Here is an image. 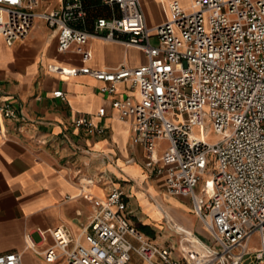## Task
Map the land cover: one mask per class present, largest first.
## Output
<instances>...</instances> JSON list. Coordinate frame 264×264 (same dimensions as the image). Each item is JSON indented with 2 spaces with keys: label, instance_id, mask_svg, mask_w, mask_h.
<instances>
[{
  "label": "built area",
  "instance_id": "1",
  "mask_svg": "<svg viewBox=\"0 0 264 264\" xmlns=\"http://www.w3.org/2000/svg\"><path fill=\"white\" fill-rule=\"evenodd\" d=\"M42 3L0 0L5 44L25 38L40 19L55 32L58 51H74L83 63L66 71L50 64V71L89 75L108 95L120 83L136 91L112 98L111 107L130 123L148 174L162 176L168 194L190 199L208 237L186 231L177 242H156L135 227L129 195L113 186L103 197L84 195L93 209L76 231L39 230L50 242L39 248L26 236L27 247L50 264H264V0H168L169 16L154 28L141 0H101L108 15L91 22L84 0L40 11ZM93 38L139 48L146 61L93 68ZM105 113L100 107L96 116ZM5 120L25 116L0 104L2 135ZM73 126L105 132L86 114ZM0 264H22V254L0 253Z\"/></svg>",
  "mask_w": 264,
  "mask_h": 264
},
{
  "label": "crops",
  "instance_id": "2",
  "mask_svg": "<svg viewBox=\"0 0 264 264\" xmlns=\"http://www.w3.org/2000/svg\"><path fill=\"white\" fill-rule=\"evenodd\" d=\"M63 1L67 0H43L39 10L56 8ZM84 1L98 5L90 9V22L108 15L99 6L101 0ZM167 1L141 0L148 28L168 18ZM179 1L187 6L188 0ZM90 46L88 64L93 68L139 66L146 61L141 49L118 42L93 38ZM50 64L69 68L83 63L74 51H58L55 32L42 20L34 19L29 34L11 46L0 35V104L25 116L24 121L5 120V134L0 133V253L20 252L22 264H50L27 247L26 236L43 248L50 239H42L39 230L64 226L76 231L93 209L84 195L103 197L113 186L135 198L147 220L161 223L165 218L177 233L190 230L170 213L181 203L158 195L163 177L148 174L142 147L131 143L130 123L111 107L112 98L137 97V92L120 83L114 95L104 94L100 80L53 72ZM56 90L65 98L53 96ZM100 107L106 110L101 118L96 116ZM82 114L103 126L104 134L76 129L73 122ZM195 231L203 235L202 227Z\"/></svg>",
  "mask_w": 264,
  "mask_h": 264
},
{
  "label": "rangeland",
  "instance_id": "3",
  "mask_svg": "<svg viewBox=\"0 0 264 264\" xmlns=\"http://www.w3.org/2000/svg\"><path fill=\"white\" fill-rule=\"evenodd\" d=\"M150 42L155 45L157 44V39L155 37L150 38ZM212 138V135H209ZM153 178L154 176H150ZM158 195L162 197H170L177 200L180 206H177V209H170V213L177 219V221L183 225L185 228H189L190 230L196 233V227L201 228V223L199 218L197 217L192 202L188 197L185 196H173L168 194L164 188L157 187ZM153 201V199H151ZM171 205V204H170ZM172 206V205H171ZM128 209L132 211L130 219L135 227L142 231L144 234L148 235L150 238L154 239L156 242L161 243L165 240L171 242H177L180 240L181 235L175 232L174 229H169L168 224L165 218H162L161 223H157L155 221L147 220V216L142 213L141 207L138 204V201L135 198L130 197L128 200ZM184 210H189V212H184ZM202 237H208L206 231L202 226ZM37 240L38 238H34ZM253 245L257 243V236L254 235L250 242Z\"/></svg>",
  "mask_w": 264,
  "mask_h": 264
},
{
  "label": "trees",
  "instance_id": "4",
  "mask_svg": "<svg viewBox=\"0 0 264 264\" xmlns=\"http://www.w3.org/2000/svg\"><path fill=\"white\" fill-rule=\"evenodd\" d=\"M90 8H94V7H97L98 5H91V4H88V3H86ZM99 6H101V3H100V5Z\"/></svg>",
  "mask_w": 264,
  "mask_h": 264
},
{
  "label": "bare ground",
  "instance_id": "5",
  "mask_svg": "<svg viewBox=\"0 0 264 264\" xmlns=\"http://www.w3.org/2000/svg\"><path fill=\"white\" fill-rule=\"evenodd\" d=\"M64 68V67H63ZM68 68H64V70L66 71ZM201 223V222H200ZM202 225V224H201ZM202 227V226H201ZM207 234V233H206ZM208 235V234H207Z\"/></svg>",
  "mask_w": 264,
  "mask_h": 264
}]
</instances>
